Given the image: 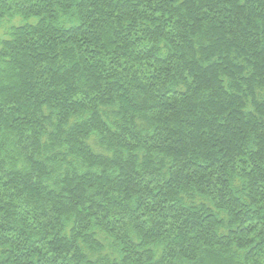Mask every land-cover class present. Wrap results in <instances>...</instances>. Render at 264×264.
I'll use <instances>...</instances> for the list:
<instances>
[{
	"label": "trees",
	"instance_id": "obj_1",
	"mask_svg": "<svg viewBox=\"0 0 264 264\" xmlns=\"http://www.w3.org/2000/svg\"><path fill=\"white\" fill-rule=\"evenodd\" d=\"M0 264H264V0H0Z\"/></svg>",
	"mask_w": 264,
	"mask_h": 264
},
{
	"label": "rangeland",
	"instance_id": "obj_2",
	"mask_svg": "<svg viewBox=\"0 0 264 264\" xmlns=\"http://www.w3.org/2000/svg\"><path fill=\"white\" fill-rule=\"evenodd\" d=\"M4 29H5V26H4V25L0 26V36L3 35V30H4Z\"/></svg>",
	"mask_w": 264,
	"mask_h": 264
}]
</instances>
